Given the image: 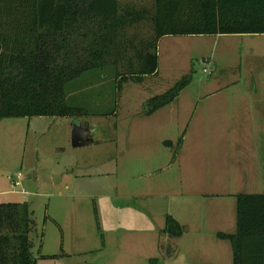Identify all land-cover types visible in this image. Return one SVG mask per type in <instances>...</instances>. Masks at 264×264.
<instances>
[{"label":"rangeland","instance_id":"rangeland-1","mask_svg":"<svg viewBox=\"0 0 264 264\" xmlns=\"http://www.w3.org/2000/svg\"><path fill=\"white\" fill-rule=\"evenodd\" d=\"M119 3L146 14L124 27L123 45L152 44L154 0ZM154 44L157 70L141 80L117 88L121 61L67 84V104L87 116L0 120V203H27L35 264L232 263L230 243L216 234L235 232L236 195L264 193V115L255 178L239 183V102L231 101L250 94L251 82L264 97V35H166ZM182 80L147 116L150 99ZM75 122L88 123L91 144L71 146ZM167 216L180 236L164 231Z\"/></svg>","mask_w":264,"mask_h":264},{"label":"trees","instance_id":"trees-1","mask_svg":"<svg viewBox=\"0 0 264 264\" xmlns=\"http://www.w3.org/2000/svg\"><path fill=\"white\" fill-rule=\"evenodd\" d=\"M119 0H0V120L88 115L66 102V87L83 74L121 61L122 81L157 70L154 43L166 35H264V0H154L151 42L123 45V29L146 18ZM133 55L127 56L128 50ZM186 81L151 98L146 115L170 103ZM181 139L179 140V142ZM236 230L217 233L231 245V264H264V193L238 194ZM27 203H0V264H35ZM164 231L180 236L167 216Z\"/></svg>","mask_w":264,"mask_h":264},{"label":"crops","instance_id":"crops-1","mask_svg":"<svg viewBox=\"0 0 264 264\" xmlns=\"http://www.w3.org/2000/svg\"><path fill=\"white\" fill-rule=\"evenodd\" d=\"M241 35L262 36L261 34ZM240 56L242 58L247 57L248 51L245 52L242 49ZM243 67L244 66L241 68ZM249 71V78H255L252 76L253 69L251 66ZM249 85H251L250 94L247 92H241L239 93V99L231 101V103L239 102V183H245L246 180L255 178L254 175L256 174L253 172V170L257 168L256 160L259 153L261 152L259 139V130L261 125L258 122V116L261 114L264 115V97L261 98L259 95H257V87L253 82H251ZM216 101H220L222 104H227L229 102V100L226 98H218L215 100V102ZM165 106L163 108H165ZM154 113L155 111L152 114ZM245 156H249L250 158Z\"/></svg>","mask_w":264,"mask_h":264},{"label":"water","instance_id":"water-1","mask_svg":"<svg viewBox=\"0 0 264 264\" xmlns=\"http://www.w3.org/2000/svg\"><path fill=\"white\" fill-rule=\"evenodd\" d=\"M89 132L90 129L88 123H85V126H82L79 122H75L70 134L71 146L73 148H78L91 144V139L88 138Z\"/></svg>","mask_w":264,"mask_h":264},{"label":"built area","instance_id":"built-area-1","mask_svg":"<svg viewBox=\"0 0 264 264\" xmlns=\"http://www.w3.org/2000/svg\"><path fill=\"white\" fill-rule=\"evenodd\" d=\"M15 186H19L20 185V175H18L16 177V180L13 182Z\"/></svg>","mask_w":264,"mask_h":264}]
</instances>
